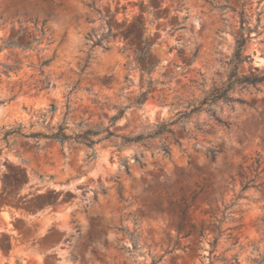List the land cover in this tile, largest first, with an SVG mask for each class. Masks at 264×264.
Returning <instances> with one entry per match:
<instances>
[{
	"label": "rangeland",
	"instance_id": "374dc122",
	"mask_svg": "<svg viewBox=\"0 0 264 264\" xmlns=\"http://www.w3.org/2000/svg\"><path fill=\"white\" fill-rule=\"evenodd\" d=\"M35 19L34 49L2 48ZM147 36L155 85L135 107ZM241 41L237 74L264 72V0H0V264H264V171L243 192L238 174L264 167V81L212 105L228 128L194 110ZM161 122L172 133L123 143ZM19 123L99 132L89 147L7 133Z\"/></svg>",
	"mask_w": 264,
	"mask_h": 264
},
{
	"label": "trees",
	"instance_id": "16d2710c",
	"mask_svg": "<svg viewBox=\"0 0 264 264\" xmlns=\"http://www.w3.org/2000/svg\"><path fill=\"white\" fill-rule=\"evenodd\" d=\"M46 19L38 21L35 19L33 21V26L34 30L36 33L33 34L32 38L27 40L26 43H19L14 40H7L2 43V48L5 47H18L22 50H31L34 49L35 46L39 43L40 39L45 35L46 31L48 30V27L46 25ZM242 23H244V19H241ZM150 36H147L146 39L144 40L143 44L140 47V53H139V59L140 61L144 64V67H140V71L142 75L146 76V88L144 91H142L131 103V105L135 107H140L143 102L148 98L150 90L154 87L155 85V80L151 77V72L153 71L154 66L149 65L146 62L147 55L150 51L151 43L149 42ZM243 45V41H241L238 45L237 52L234 56V61L232 63V68L229 74V77L226 81V83L218 88H214L210 90L209 92L205 93V95L198 100V105L194 108L195 111H205L207 112L210 116H212L216 122V124L222 125L226 128L229 127V123L226 121H223L220 117H218L215 114V110L212 108V105L216 103L217 101H222L224 103H231L233 101H238L240 103H243L242 100L240 99H235L233 98L229 93L233 91L235 88H246L248 86H256L257 83L263 82L264 81V72L260 74H251V75H238L237 74V65L241 62L242 58L240 57V49L241 46ZM52 58L50 59H44L39 63V69L40 72H42V68L44 66H47L49 62L51 61ZM20 67V61L18 59L14 60L13 65H7L3 64V72L7 73L10 70H17ZM130 106H126L119 110L117 114L113 115L110 118L111 124H114V121L119 118L125 111L126 108ZM174 122H161L159 123L154 131L151 133H148L146 135H136L134 137H124L123 138V143L124 144H130L132 142H143L145 139H150L153 137H156L160 134L164 133H172L171 130V125ZM67 127L64 125H58L54 131H52L49 134H41V133H30L27 135H24L22 133V125L19 123L18 126L15 128L7 131V133H17L21 134L24 136H32V137H37V136H42L45 138H49L50 140H55L58 142H64L68 140H74L80 143H83L89 147H93V145L96 143V141L93 139L94 136L98 134V130L94 129H84L80 133H75V134H70L66 132ZM107 134L110 135L111 132L109 129L106 130ZM165 152H167L165 150ZM220 149L218 148H208L205 151V155L211 160L215 161L216 155L220 153ZM140 166H144L145 164L140 161L138 158L135 159ZM125 167L127 168V162L124 160ZM261 161L259 159H255L250 166L247 167V170H240L239 171V176L241 180V188L240 192L245 191L246 189L250 187H258L260 184L256 183V179L258 177V174L264 171V167L261 168V171L258 172V169L261 166ZM233 203H231L229 206L225 207V210L229 208ZM182 215H185V210H183ZM225 215V213H224ZM220 222V221H219ZM119 230L124 231L128 233L131 239V248L135 249L136 244L134 241V238L131 233H129L125 228L121 227ZM124 248V247H123ZM128 249V248H127ZM236 260V258H235ZM151 264H154V261H152Z\"/></svg>",
	"mask_w": 264,
	"mask_h": 264
}]
</instances>
